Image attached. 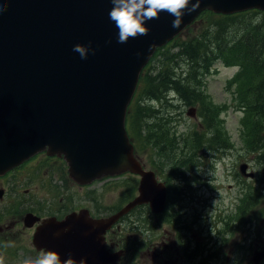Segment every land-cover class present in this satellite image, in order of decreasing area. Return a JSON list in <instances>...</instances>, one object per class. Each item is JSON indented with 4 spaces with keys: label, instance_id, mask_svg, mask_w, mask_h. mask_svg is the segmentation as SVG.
Listing matches in <instances>:
<instances>
[{
    "label": "water",
    "instance_id": "95a60500",
    "mask_svg": "<svg viewBox=\"0 0 264 264\" xmlns=\"http://www.w3.org/2000/svg\"><path fill=\"white\" fill-rule=\"evenodd\" d=\"M112 7L111 0H0V108H7L0 113V131L7 122L27 130L19 140L4 134L24 150L9 157L0 153V175L46 148L65 156L81 184L127 172L140 175L141 195L116 216L98 221L103 231L138 205L150 203L158 213L167 202V189L135 159L126 131L127 108L143 68L201 12L264 10V0H202L179 28L160 12L159 19L147 22L148 35L125 44L117 43L118 30L108 15ZM89 42L95 53L81 59L73 47ZM247 170V164L240 166L244 177H253ZM252 260L260 264L264 251Z\"/></svg>",
    "mask_w": 264,
    "mask_h": 264
},
{
    "label": "rangeland",
    "instance_id": "374dc122",
    "mask_svg": "<svg viewBox=\"0 0 264 264\" xmlns=\"http://www.w3.org/2000/svg\"><path fill=\"white\" fill-rule=\"evenodd\" d=\"M211 13L208 12L195 28L182 32L177 45L194 42L202 34L209 44V53L216 60L202 64L179 57L169 66L183 77L189 74V86L195 92L196 101L187 103L174 92L167 93L160 101L147 100L143 96L140 107L147 108V117L141 116L140 130L132 126L131 142L139 145L135 159L141 164L145 162L147 170H151L148 172L154 173L150 161L156 162L157 169L162 171L160 175L170 190L167 209L186 205L189 222H196L190 238L204 244L206 254L190 264H253L254 252L264 250V162L260 156L264 152L256 150L259 143H255L253 134L248 136L245 113L239 108L238 87L237 91L234 84L230 91L226 88L236 72L244 70L245 62L238 56L225 64L222 54L210 44L217 25L222 23L219 14ZM221 29L226 32L223 44L229 48L239 43L246 31L261 39L264 12L245 13L223 24ZM170 52L175 53L177 49L171 46L154 62L153 75ZM249 81L241 79L239 87L242 89ZM192 108L196 109L193 118L187 115ZM241 131H245V136H241ZM161 133L167 137L162 138ZM50 163L55 165L52 170L48 168ZM243 163L249 164L253 179L242 176L240 166ZM186 168H189L188 174L198 176L199 183L191 186L180 178L173 180ZM171 169L174 170L172 175ZM162 179L158 177L164 183ZM104 183L96 181L91 191L81 189V183L70 174L69 164L62 166L57 158L36 162L22 174L1 184L0 189L8 192L3 201L7 206L13 203L23 208L40 205L51 213L56 200L60 203L71 200L69 209H88L102 217L116 213L139 196L140 179L136 176L102 186ZM172 186L189 195L175 198ZM63 189H68L70 196L64 195ZM133 214L137 216L138 210Z\"/></svg>",
    "mask_w": 264,
    "mask_h": 264
},
{
    "label": "flooded vegetation",
    "instance_id": "af4514ba",
    "mask_svg": "<svg viewBox=\"0 0 264 264\" xmlns=\"http://www.w3.org/2000/svg\"><path fill=\"white\" fill-rule=\"evenodd\" d=\"M43 156L48 161L57 159L48 155ZM58 160L62 166L67 164L62 158ZM150 162L156 182L167 189L168 200L170 190L165 184L166 180L160 175L162 171L157 169L156 162ZM141 165L146 172L151 171L147 170L148 166L145 162ZM48 168L52 170L55 165L50 163ZM249 169L248 164V171ZM25 171L26 169L19 168L0 177V185ZM173 172L174 170L171 169L170 174L172 175ZM188 173H190L189 168H186L178 174L180 177L176 175L173 180L177 181L180 178L191 186L199 183L198 176ZM130 177L133 176L103 178L101 180L105 183L102 186L119 183ZM136 177L141 182V176ZM158 177L164 183L160 182ZM94 184L95 182L90 185L81 184V189L94 190ZM172 188L171 193L175 198L181 199L189 195V192L179 190L176 186ZM63 190L64 195L70 196L68 189ZM7 193V190L0 189V264H19L22 259L36 258L41 251L49 249L57 251L61 259H67L69 253L77 260L86 258L87 264H190L206 254L204 244L190 238L196 222H189L186 213L188 207L183 204L168 210L166 202L163 211L158 213L152 209L150 203L138 205L103 231L98 226V221L111 218L122 208L110 216L102 217L88 209H69L71 200L64 203L56 200L51 213H48L37 202L38 206L31 208H23L15 203L7 206L3 203ZM31 202L35 201L31 200ZM135 210H138L137 216L133 214ZM70 217H73L74 223H67ZM64 229L68 231L64 232ZM57 232L61 235L56 236Z\"/></svg>",
    "mask_w": 264,
    "mask_h": 264
},
{
    "label": "trees",
    "instance_id": "16d2710c",
    "mask_svg": "<svg viewBox=\"0 0 264 264\" xmlns=\"http://www.w3.org/2000/svg\"><path fill=\"white\" fill-rule=\"evenodd\" d=\"M210 15L215 14L211 13ZM243 15L245 14L219 15L222 23L217 25L218 30L214 33L213 42L210 44L214 45L215 49L222 54L225 64H228V60L238 56L244 60V70L229 82L228 87L231 89L234 84L236 91L238 87L240 93L239 108L245 113L248 136L250 137L253 134L255 143H259L256 150H263L264 152V138H262V135H264V35L260 39L253 32L246 31L239 43L234 44L232 47L229 48L223 44L226 36V32L221 29L223 24H228ZM212 21L213 19H211ZM177 41L173 45L177 52H170L163 58L162 66L156 74H152L155 70L154 62L158 61L170 48L158 50L142 72L134 99L128 109L130 133L132 132V126H135L136 130L141 129V116L143 114H145L143 119L147 117V108L145 106L140 107L143 96L147 100L160 101L164 99L167 93L174 92L187 103L196 101L195 92L189 86V74L186 73L183 77L182 74H178L176 70L170 69L169 66L175 63L179 57H183L190 63L201 62L202 64L213 63L216 58L209 53V44L206 43L202 34H199L194 42L189 41L177 45ZM245 78L250 81L247 86L241 89L239 83H241V79L244 80ZM134 112H137L136 116L133 115ZM242 124L245 125L244 120ZM241 136H245V131H241ZM131 137H133V133H131ZM161 137L166 138L167 135L161 133ZM242 138L244 139V137ZM260 156H262L261 161L264 162V154Z\"/></svg>",
    "mask_w": 264,
    "mask_h": 264
},
{
    "label": "clouds",
    "instance_id": "9594fccd",
    "mask_svg": "<svg viewBox=\"0 0 264 264\" xmlns=\"http://www.w3.org/2000/svg\"><path fill=\"white\" fill-rule=\"evenodd\" d=\"M202 0H111L113 7L109 11V19L116 27L117 43L125 44L130 38L146 36L149 28L148 21L159 19L160 12H167L173 17L172 27L179 28L185 15L196 12L201 6ZM73 51L80 55L81 59H87L89 53H95L91 42L88 45L76 44ZM68 229H64L67 232ZM60 236L61 233H55ZM19 264H87L86 258L77 260L71 253L67 259H61L55 250L41 251L36 258H24Z\"/></svg>",
    "mask_w": 264,
    "mask_h": 264
}]
</instances>
